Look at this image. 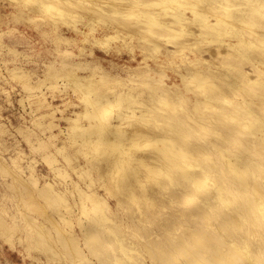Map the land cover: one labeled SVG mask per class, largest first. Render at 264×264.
<instances>
[{
	"label": "rangeland",
	"instance_id": "rangeland-1",
	"mask_svg": "<svg viewBox=\"0 0 264 264\" xmlns=\"http://www.w3.org/2000/svg\"><path fill=\"white\" fill-rule=\"evenodd\" d=\"M260 171L264 0H0V264H264Z\"/></svg>",
	"mask_w": 264,
	"mask_h": 264
},
{
	"label": "bare ground",
	"instance_id": "bare-ground-1",
	"mask_svg": "<svg viewBox=\"0 0 264 264\" xmlns=\"http://www.w3.org/2000/svg\"><path fill=\"white\" fill-rule=\"evenodd\" d=\"M100 67V66H99ZM99 69V68H98ZM253 71V70H252ZM256 72V71H255ZM201 74V73H200ZM178 134H180V133H178ZM184 134V133H183ZM186 134V133H185ZM180 136V135H179ZM182 136V135H181ZM188 137V136H187ZM187 137H185V138H187ZM157 138V137H156ZM155 138V139H156ZM163 138V137H162ZM184 138V137H183ZM184 138V139H185ZM164 139V138H163ZM162 139V140H163ZM180 147V146H179ZM177 148V150L178 151H180V152H182L180 149L181 148H179L178 149V147H176ZM175 148V149H176ZM172 151H174L175 152V150L173 149V150H171L170 151V155H173L174 153H172L171 154V152ZM185 152V151H184ZM217 152V151H216ZM187 153V152H186ZM201 153L204 155V156H206L208 153L206 152V150L204 151L203 149L201 150ZM207 153V154H206ZM231 153H233V152H231ZM230 153V154H231ZM236 153V156H238L239 157V159L241 158V160H243L242 159V157L240 156V154H238L237 155V152H235ZM176 154V153H175ZM178 154V153H177ZM179 154H181V153H179ZM188 154V153H187ZM224 154V153H223ZM230 154H225V155H227L226 157L228 158V160H227V158H225V160H224V163H225V161H226V163L228 164V169L230 168L231 170H230V174H232L231 173V171H233V170H235V169H233V165H234V167L237 169V168H241V167H238V164H241V163H243V161H240L239 159H237V157H236V159H235V157L233 156V155H235V154H232V155H230ZM169 154L167 155L168 156V160H169V158H172L173 159V157H175L174 155L172 156V157H169L170 156ZM182 155V154H181ZM180 155V156H181ZM209 155V154H208ZM207 155V156H208ZM224 155V156H225ZM229 155V156H228ZM183 156V155H182ZM231 156H233L234 157V160H232L233 159V157H231ZM192 157V158H191ZM203 157V156H202ZM208 157H210V155L208 156ZM207 157V158H208ZM213 157V156H212ZM232 158V159H230V158ZM184 158H187L188 159V157L187 156H185ZM183 157H181V158H179V159H184ZM195 158V157H194ZM193 158V156H190V159H189V163H187L186 162V160L184 159V161H183V163L182 164H180L179 165V167H178V165H176L177 167H178V169L179 168H184L185 169V171H183V170H181L180 172H182L183 171V173H181L182 175H181V177L178 179V180H172L170 177H168L167 179H169V182L171 183L172 182V184L174 185V186H176L178 189H179V192L181 193V195H183V196H185V197H188V198H190L191 196H192V194L190 193V191L192 190V188H194L195 189V191H196V189H199L198 190V192L200 191V189H202V188H205V190L208 188L207 186H205V185H207V184H209V183H206V184H204V178H209L211 175H207V176H209V177H204L202 174L204 173V171H203V173H202V167L200 168V163H199V165H198V163H196V162H194V161H196L195 159ZM204 158V157H203ZM194 160L193 161V163H190V160ZM197 159V158H196ZM211 159V158H210ZM210 159H209V161H210ZM245 160H247L246 158H244ZM174 160V159H173ZM173 160H171V161H173ZM206 160V159H205ZM208 160V159H207ZM235 160H236V162L237 163H234L233 164V162H235ZM240 161V163H239V161ZM170 161V160H169ZM175 161V160H174ZM249 161V160H248ZM178 162V161H177ZM211 162V161H210ZM214 161H212V163H213ZM253 162L254 163H257V161H254L253 160ZM207 164H209L208 163V161L206 162ZM222 164H223V162H222ZM236 164V165H235ZM244 164L246 165V163L244 162ZM244 164H241V166L243 165L244 167H242V168H247V166H245ZM211 165V164H210ZM251 165H253V164H251ZM212 166V165H211ZM215 166H216V164H215ZM237 166V167H236ZM240 166V165H239ZM261 169V168H260ZM259 169V170H260ZM262 170V169H261ZM223 172H224V170H222ZM261 172H263V171H260V173ZM172 174V173H171ZM223 174V173H222ZM230 174H228V175H230ZM261 174H264V172L263 173H261ZM224 175H226V174H224ZM233 175V174H232ZM258 175V174H257ZM168 176V175H167ZM264 176V175H263ZM166 177V176H165ZM204 177V178H203ZM229 177V176H228ZM260 177H262V176H260ZM233 178V177H232ZM211 179H216V178H214V177H212ZM210 179V180H211ZM255 179V181H253V182H255L256 183V179H257V177L255 178V177H253L252 178V180H254ZM263 179V178H262ZM251 180V181H252ZM207 181H208V179H207ZM213 181H215L214 182V184L216 185V181L217 180H212V185H214L213 184ZM223 181V180H222ZM250 181V180H249ZM224 182V181H223ZM246 183H248V182H246ZM259 183V182H258ZM211 184V183H210ZM249 184H250V182H249ZM263 184V183H262ZM221 185V184H220ZM220 185H219V187H218V185H217V191H218V189H220L219 191L221 192L222 191V193H223V191L224 190H221V189H223L222 188V185H221V188H220ZM227 185V184H226ZM244 185L246 186L247 184H245L244 183ZM205 186V187H204ZM227 186H229V185H227ZM243 186V185H242ZM247 186H249V185H247ZM255 186H257V185H255ZM255 186H253L252 185V187H255ZM207 187V188H206ZM244 187V186H243ZM251 187V190H254V188H252ZM258 187V186H257ZM256 187V189H257V192H256V201H255V203H256V205L257 206H255V209L258 207V209H259V211L260 212H264V189H260V188H257ZM245 189V191L246 190H248V188L246 189V187L244 188ZM210 189L208 188V191H209ZM228 190V189H227ZM234 190V189H233ZM243 191V190H242ZM204 193V192H203ZM221 193V194H222ZM229 193V192H228ZM240 193V192H239ZM201 194V193H200ZM224 194V193H223ZM237 194H238V191H237ZM205 196V194H202V196ZM224 196H225V194H224ZM224 196H223V198L221 199V200H223V199H225L224 198ZM231 196H232V194H231ZM234 196H236V195H234ZM239 196V195H238ZM207 197V196H206ZM217 197H218V194H217ZM233 197V196H232ZM219 198V197H218ZM206 199V198H205ZM227 199V198H226ZM233 199H234V197H233ZM235 199H236V197H235ZM220 200V199H219ZM228 200V199H227ZM226 200V201H227ZM207 201V200H206ZM215 201V200H214ZM225 201V202H226ZM222 202V201H221ZM224 202V203H225ZM233 202V201H232ZM224 203H222V204H224ZM227 203H230V200H228L227 201ZM233 204V203H232ZM231 204H229V206H230ZM225 206V205H224ZM228 206V205H227ZM230 209H232V205H231V208ZM231 212V211H230ZM233 213V212H232ZM261 213V214H262ZM232 215V214H231ZM237 215V214H236ZM262 215H264V214H262ZM238 216V215H237ZM247 216V215H246ZM233 217V216H232ZM239 217V216H238ZM244 217V216H243ZM249 217V216H248ZM260 217V216H259ZM239 218H241V217H239ZM245 218V217H244ZM261 218V217H260ZM252 219V218H251ZM238 221V220H237ZM249 221V220H248ZM239 222V221H238ZM242 226V225H241ZM240 226V227H241ZM248 226V225H247ZM249 233H250V231H248ZM254 232H256L257 233V231L255 230ZM248 235V234H247ZM252 235V234H251ZM255 235H257V234H255ZM123 237V236H122ZM118 240V239H117ZM121 241V240H120ZM124 241V240H123ZM120 246V249H122V248H124V245L123 244H121V245H119ZM126 247V246H125ZM135 250V249H134ZM122 251H123V249H122ZM127 251V250H126ZM130 252V251H129ZM138 253V252H137ZM125 254H126V252H125ZM131 254V253H130Z\"/></svg>",
	"mask_w": 264,
	"mask_h": 264
}]
</instances>
